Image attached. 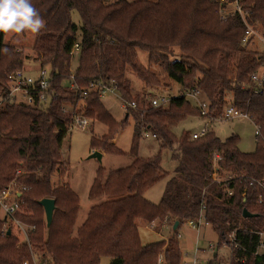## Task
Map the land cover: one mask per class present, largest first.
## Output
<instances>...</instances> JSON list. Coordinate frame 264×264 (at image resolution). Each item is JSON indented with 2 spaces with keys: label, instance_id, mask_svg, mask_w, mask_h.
Segmentation results:
<instances>
[{
  "label": "trees",
  "instance_id": "obj_1",
  "mask_svg": "<svg viewBox=\"0 0 264 264\" xmlns=\"http://www.w3.org/2000/svg\"><path fill=\"white\" fill-rule=\"evenodd\" d=\"M241 2L251 12L250 21L259 20L264 31V0ZM31 3L45 26L35 41L34 56L12 51L0 32V96L9 92L10 74L28 63L48 69L58 96L44 108L12 102L0 110V186L18 176L24 187L18 218L35 227L30 232L32 247L47 252L51 264H100L105 256L111 258L109 264H158L160 253H164L165 264H182L179 239L144 244L139 225L159 220L173 226L179 221V227L197 220L205 204L207 221L220 241L233 231L239 237L242 247L234 249L231 264H264V255L250 253L259 232L264 231V189L255 181L264 178V80L261 84L253 80L264 65V45L255 38L244 44L246 26L240 15L229 13L223 20L220 0ZM73 11L79 13L78 21ZM77 42L80 53L72 56ZM175 47L180 55L172 59L169 54ZM139 49L150 53V66L140 62ZM153 65L163 68L179 86L178 94L166 104H144L117 119L100 91L90 88L92 82H115L122 98L140 102L144 97L132 94L128 74L132 72L148 86L160 84L150 69ZM72 83L76 89L70 88ZM193 88L202 90L212 121L222 117L229 104L248 114L256 125L255 151H242L235 134L223 140L209 131L193 139L186 132L177 138L173 128L182 121L190 116L209 117L180 94ZM77 114L107 127L105 134L92 136L91 149L128 153L133 158L125 167L99 168L90 197L101 200L91 206L78 227L79 195L70 184L54 181L69 171V161L61 151ZM130 118L134 128L126 152L114 138ZM147 130L156 133L162 143L158 154L146 158L138 154V144ZM166 148L173 149L177 164L171 176L161 163ZM214 153L221 156L220 172L232 177L227 183L212 177ZM166 178L160 202L148 200L145 192ZM227 189L233 194L228 195ZM44 198L56 201L50 226L39 203ZM244 209L256 215L246 218ZM3 223L0 219V264H18L31 256L30 247L19 243L15 233L3 235Z\"/></svg>",
  "mask_w": 264,
  "mask_h": 264
},
{
  "label": "rangeland",
  "instance_id": "obj_2",
  "mask_svg": "<svg viewBox=\"0 0 264 264\" xmlns=\"http://www.w3.org/2000/svg\"><path fill=\"white\" fill-rule=\"evenodd\" d=\"M73 18L75 21H78L80 16L77 11H73ZM41 31V30H40ZM38 34H33L30 31H25L21 34L8 33L3 36V40L8 46L11 47L12 51H21L24 54H29L34 56V46L35 41ZM139 60L140 62L148 67L150 66V53L145 50H138ZM180 55V49L175 47L173 52L169 54V57L175 59L174 56ZM29 59L28 61H30ZM27 61V62H28ZM38 66L33 63H28L26 65L25 70L27 72L32 73L33 75L37 73ZM151 71L155 72L158 78L161 80L160 84H154V86L145 85V83L135 74L129 72L128 76H130L131 80V91L134 96L139 95L141 99L139 104L149 105L151 99L155 96H168L173 97L176 96L179 92L178 84L170 79L163 68L153 65ZM264 67L260 68L258 72H263ZM111 97L105 98V102L109 107L110 111L114 114L117 119H122L126 113V109H124L122 105V100L120 98ZM111 100V101H110ZM145 100V101H142ZM112 102L110 104V102ZM193 105H196L195 100L190 99ZM130 123L122 129L114 138V141L118 143L119 147L124 151L128 152L131 146V139L133 134L134 123L130 118ZM206 127L209 131H214V133L221 139L225 140L231 135L235 134L238 136V146L244 152H253L257 147V138H256V125L248 118H233V119H224V120H216L210 121L204 117L200 116H190L186 120L179 123L177 126L173 128L174 134L177 138H181L182 135L186 132H199L202 128ZM107 132V127L93 120L91 125L86 130H71L67 134V136L63 140L62 144V156L69 161V171L65 176L56 177L54 181L56 184L58 183H68L71 187L77 192L80 198V211L77 221V227L83 223L86 219L88 212L91 206L95 203H98L101 199H91L90 197V189L91 186L97 176V172L99 168L103 167L107 171L118 169L121 167H125L132 162L131 155L122 154V155H114L111 153L104 152V156L101 160L98 158H91L90 155L98 150L91 149V138L95 135L105 134ZM149 132V136H143L138 144V154L142 157H153L158 154L161 140L159 138H154L152 136V132ZM176 148L177 146L174 145ZM101 151V150H100ZM103 152V151H101ZM173 149L166 148L162 151L161 155V163L163 168L169 173V175H173L176 169V161L173 158ZM221 177H226L225 172H220ZM16 176V175H15ZM167 178L158 181L154 186L148 189L145 192V197L153 203L160 202L165 186H166ZM139 233L141 240L144 244H148L151 242H156L159 240L165 239L168 243V240L174 239V237H178L177 234H180L182 237H178L181 243V247H192L197 240V234L194 230H192L188 222L181 224L176 230L173 229L172 225L167 224V222L162 223L159 220H155L151 223H140L139 225ZM201 245H206L209 241L214 243H218L220 238L215 230L212 228L210 224L205 226L200 235ZM220 249V260L223 261L224 264L229 263V251L223 248ZM38 255L44 254L46 258L50 255L46 252L43 253L38 249H35ZM32 255L30 257H23L18 264H24L26 259L31 260ZM50 258V257H49ZM111 258L103 257L100 261V264H109Z\"/></svg>",
  "mask_w": 264,
  "mask_h": 264
},
{
  "label": "built area",
  "instance_id": "obj_3",
  "mask_svg": "<svg viewBox=\"0 0 264 264\" xmlns=\"http://www.w3.org/2000/svg\"><path fill=\"white\" fill-rule=\"evenodd\" d=\"M242 0H220L222 3L221 18L226 20L229 13L239 14L242 21L246 26L245 36L243 39L244 44L247 43L252 38L260 41L264 45V31L261 30V22L255 20L250 21L251 12L245 9ZM80 53V43H76L71 51L72 56H78ZM264 67V65H263ZM39 68V67H38ZM74 78V76H73ZM9 92L6 96H0V110L4 109L7 103H26L32 106L44 108L50 105V103L57 98L58 93L52 87V79L49 75L47 68H39L36 74L27 72L25 69H17L13 71L9 76ZM253 80L261 84L264 80V71L257 72L253 75ZM117 83L112 82L110 84L104 82H92L90 88L98 89L100 95L103 98L109 96H115L122 100L123 107L128 109H138L143 108V104H139L137 101H129L122 98L117 90ZM71 89H76L77 85L72 83L70 85ZM256 91H259L256 89ZM88 91H84V95H87ZM181 95H184L188 99H193L196 102V106L200 109L203 115H209V105L208 102L202 97V90L200 88H193L191 90H183ZM168 96H155L151 99L152 106H160L166 104L170 101ZM145 106V105H144ZM209 115L208 120L212 121V116ZM248 118V114L242 112L241 110L229 104L222 115V117L216 118V120L233 119V118ZM93 119L86 117L83 114H77L71 124V129L74 130H86ZM149 130L144 132V136H149ZM152 132V131H150ZM209 130L204 127L199 132H193L191 137L193 139H198L206 135ZM154 138H158V135L152 132ZM214 171L212 177L215 181L219 183H227L231 176L221 177L220 168L217 167L218 161L221 156L214 153ZM18 175L22 174L19 169L17 171ZM255 180V179H253ZM264 189V178L261 180H255ZM24 187L18 182V176H16L11 183L7 186H0V219L4 220L2 233L7 235L8 231L11 230V234L15 233L19 236V243H27L31 250L32 258L26 259L24 264H51L50 258H46L44 254L38 255L35 248L32 247L30 243V232L35 229V227H29L24 224L19 218L18 214L22 210L21 195L23 194ZM228 195L233 194V190H226ZM206 205L203 204L201 208L200 215L197 220H190L188 222L189 227L194 230L197 234L196 243L192 247H181L182 250V264H224L220 260V247L229 251V263L231 264V258L233 257L234 249L239 248L242 245L239 243V237L235 231L228 235V238L224 241H219L214 243L209 241L206 245H201L200 235L202 230L210 224L207 221L205 214ZM173 227V225H172ZM258 240L254 251H250L254 255H264V231L259 232ZM178 237H182L177 234ZM176 237L177 239H179ZM180 241V240H179ZM244 250L248 249L244 247ZM244 260V259H243ZM158 264H165L164 253H160Z\"/></svg>",
  "mask_w": 264,
  "mask_h": 264
},
{
  "label": "clouds",
  "instance_id": "obj_4",
  "mask_svg": "<svg viewBox=\"0 0 264 264\" xmlns=\"http://www.w3.org/2000/svg\"><path fill=\"white\" fill-rule=\"evenodd\" d=\"M44 26L45 21L31 0H0V32L38 34Z\"/></svg>",
  "mask_w": 264,
  "mask_h": 264
},
{
  "label": "water",
  "instance_id": "obj_5",
  "mask_svg": "<svg viewBox=\"0 0 264 264\" xmlns=\"http://www.w3.org/2000/svg\"><path fill=\"white\" fill-rule=\"evenodd\" d=\"M90 157L91 158H98L99 160H101L103 157V153L99 150H96L90 155ZM39 203L44 207L47 225L50 226L53 222L54 211L56 208V201L53 198H44V199L40 200ZM255 215L256 214L251 213L247 209H244V211H243V216L246 218L247 217H253ZM178 225H179V221H176L174 226H173V229L176 230ZM8 234H11V230L8 231Z\"/></svg>",
  "mask_w": 264,
  "mask_h": 264
},
{
  "label": "crops",
  "instance_id": "obj_6",
  "mask_svg": "<svg viewBox=\"0 0 264 264\" xmlns=\"http://www.w3.org/2000/svg\"><path fill=\"white\" fill-rule=\"evenodd\" d=\"M109 97H111V96H109ZM106 98H107V97H106ZM110 99H113V97H111ZM110 101H111V100H110ZM110 101H109V102H110ZM111 103H112V102H110V104H111ZM124 109H125V108H124ZM115 142H116V141H115ZM102 153H103V156H104L105 153H104V152H102Z\"/></svg>",
  "mask_w": 264,
  "mask_h": 264
}]
</instances>
